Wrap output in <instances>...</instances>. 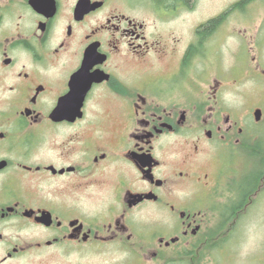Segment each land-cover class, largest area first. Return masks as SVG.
Instances as JSON below:
<instances>
[{
	"label": "flooded vegetation",
	"instance_id": "af4514ba",
	"mask_svg": "<svg viewBox=\"0 0 264 264\" xmlns=\"http://www.w3.org/2000/svg\"><path fill=\"white\" fill-rule=\"evenodd\" d=\"M258 13L0 0V264H233L264 227V119L229 111L225 41Z\"/></svg>",
	"mask_w": 264,
	"mask_h": 264
},
{
	"label": "rangeland",
	"instance_id": "374dc122",
	"mask_svg": "<svg viewBox=\"0 0 264 264\" xmlns=\"http://www.w3.org/2000/svg\"><path fill=\"white\" fill-rule=\"evenodd\" d=\"M262 14L255 15L254 23L247 30L243 28L240 23L233 26V35L227 36L225 41V64L226 77L231 85L226 91V101L233 104V118L243 124L244 120L252 119L255 108L263 110L264 119V77H260L252 73L248 68V62L252 56H256V62L251 61L249 64L254 67L257 61L260 62L261 67L264 68V28L260 30L259 26ZM256 22V23H255ZM263 34V35H262ZM259 44L256 46V44ZM246 48L247 53L244 49ZM249 49V50H248ZM233 66V67H231ZM233 84H232V82ZM264 124V122H263ZM236 165H235V164ZM248 157L244 154H236L233 161V167L238 170H246L249 167ZM236 166V167H235ZM238 166V167H237ZM259 213V217L263 221L264 218V202L262 206L255 209L254 214ZM254 225V224H253ZM247 227V225H245ZM243 226L242 241L237 244V257L233 258V264H256L252 260L248 262L245 258L250 250L247 234L251 235V241H264V227L254 228ZM252 246V245H251ZM259 246L254 245L251 252L257 253ZM256 255V254H254ZM238 258V259H237Z\"/></svg>",
	"mask_w": 264,
	"mask_h": 264
},
{
	"label": "water",
	"instance_id": "95a60500",
	"mask_svg": "<svg viewBox=\"0 0 264 264\" xmlns=\"http://www.w3.org/2000/svg\"><path fill=\"white\" fill-rule=\"evenodd\" d=\"M262 116V110L261 108H256L254 109L253 111V117L256 119V120H259Z\"/></svg>",
	"mask_w": 264,
	"mask_h": 264
}]
</instances>
